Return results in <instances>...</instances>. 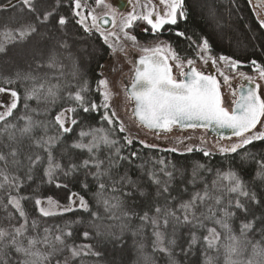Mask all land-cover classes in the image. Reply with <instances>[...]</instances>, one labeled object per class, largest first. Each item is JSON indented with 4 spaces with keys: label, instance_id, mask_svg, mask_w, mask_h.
<instances>
[{
    "label": "trees",
    "instance_id": "1",
    "mask_svg": "<svg viewBox=\"0 0 264 264\" xmlns=\"http://www.w3.org/2000/svg\"><path fill=\"white\" fill-rule=\"evenodd\" d=\"M9 3H12L11 6L5 8L4 5ZM33 4L35 12L24 6L21 0H0V46L4 48L0 51V87L6 91L15 90L20 96L12 115L0 121V153L6 157V160L0 161V184L3 185L0 187V230L9 233L0 241V264H21L26 259L10 244L12 237L16 236L15 228L25 225V219L26 231L16 239L27 247L29 237L42 240L48 235L49 244L37 245L42 252L52 253L45 264H225L224 248H209L203 241V237L208 235L207 229L212 227L220 233L221 245L226 236L219 225L205 219L206 208L213 206L219 218L223 214L221 209L237 198L246 204L249 212L228 208L235 212L228 223L233 234L241 240L239 254L233 259L238 264H246L249 260L253 264H264V256L253 255L254 244L260 242L264 246L259 222L246 236L240 233L242 223L264 216V179L257 175L261 172L258 162L264 161V141H254L235 153L210 150L212 154L205 156L199 150L201 148H193L192 152H173L172 148L160 145L153 138L133 136L129 129L120 132L119 123L108 124L103 120V107L84 112L77 102L70 99L69 93L75 94L85 88L81 94L86 101L98 106L103 103L100 71L111 56V49L104 43L99 31H88L78 23L74 0H33ZM185 8L187 19L178 17L177 24L167 25L162 33L138 32L135 30L137 22L129 29L135 31L141 42L168 41L186 59H196L197 49L188 39L178 37V31H183L197 44L202 38H207L212 55H225L241 61L244 70L253 68L251 60L264 64V28L260 26L252 0H185ZM46 11H52L53 15L41 22ZM61 16L67 20L63 26L58 24ZM29 24L35 25L36 31L22 41L18 38V30ZM9 80L12 83H8ZM41 84L44 88L38 99L25 98L26 89ZM53 86L57 91L54 98L47 95V89ZM66 108H76L71 116L78 123L68 125L72 127L70 133H62L54 119ZM23 117H31L35 124L32 132L25 135L20 133L25 125ZM135 124L154 135L200 132L209 139V143L217 142L220 146L237 138L219 139L201 128L155 133L138 122ZM13 125L15 127H11ZM92 129H104L110 139L118 143L111 146L100 144L91 153L86 148L73 146L80 142L90 143V136L82 138L79 133ZM10 134L15 139H10ZM125 136L133 140L131 145L127 144ZM48 137H58L50 149L44 143ZM38 140L40 144L36 143ZM141 140L156 147H146L140 143ZM116 148L120 149V156L127 159H118ZM12 151L17 154L10 155ZM49 151L53 164L61 166L56 169L52 182L45 175ZM132 152H136V156H132ZM36 156L40 157V162L30 168L29 157L35 159ZM109 159L116 163L109 166ZM84 160H90L88 167L82 166ZM96 160L103 161L99 169L93 166ZM72 164L78 167L72 170ZM230 169L245 182L249 192L256 193L260 204L224 190L219 192L221 205L215 206L214 201L204 204L198 201L195 212L199 220L190 217L191 223L183 222L180 204L189 201L195 193H202L205 187L212 189L217 173ZM97 171L106 174L97 179L94 175ZM169 172L172 174L170 177L167 175ZM153 173L161 181L160 185L153 181ZM4 175L9 177L10 183L4 181ZM125 176L135 181V186L124 181L122 178ZM165 182L168 192L158 195ZM100 183L105 185L103 190L99 188ZM85 184L87 187H84ZM70 193L84 197L87 209L75 207L72 211L44 216L39 211L40 205L35 203L37 199L49 197L63 204L68 203ZM11 197H23L20 203L25 217L20 216L9 202ZM105 200L109 205L118 206H106ZM157 207L164 211L157 213ZM166 211H174L181 220L168 216L165 225ZM145 214L147 220L143 219ZM153 218L157 220L156 224L152 223ZM201 221L204 227L199 226ZM46 228L50 230L47 234L44 231ZM69 231L72 235L65 236L64 233ZM85 231L90 234L88 238L83 235ZM156 232L163 234L162 245L156 243ZM193 233L199 240L189 249ZM56 235L63 236L65 243L56 241ZM173 240L175 243H170ZM73 245H91L92 251L100 255L73 258L69 251V246ZM161 247L167 248L168 252L161 251Z\"/></svg>",
    "mask_w": 264,
    "mask_h": 264
},
{
    "label": "snow or ice",
    "instance_id": "2",
    "mask_svg": "<svg viewBox=\"0 0 264 264\" xmlns=\"http://www.w3.org/2000/svg\"><path fill=\"white\" fill-rule=\"evenodd\" d=\"M24 6H26L30 11L35 12V7L33 0H21ZM139 2V0H138ZM264 3V0H261ZM96 6L104 9L103 23L107 24L111 21L112 26L116 27V17H120V27L119 33L123 37L132 42L133 47H140L141 51L145 53L139 57L137 66L134 69V77L130 86L125 89L126 93L130 98L135 102L133 108V115L138 119L141 126H145L150 130L167 131L170 132L176 126H179L181 129L184 128H212L216 129H230L233 136L240 137L238 143L231 144L228 146H220L219 151L222 153L237 152L238 149L244 148L245 146L252 144L254 141H264V131L257 129V125H260L261 128H264V97L259 94L260 84L256 83L257 77L247 76L245 73L240 72L239 75L248 82L249 86L247 88L241 87L239 96L235 91L232 92L233 100L232 107L229 109L224 106V100L220 91V81L216 79V76L211 74H205L202 71L197 70L195 67V61L193 59H187L186 62L182 60L179 53H177L170 44L160 41L153 46H142L138 44L137 37L130 35L125 29L130 28L134 21L143 20L146 21L148 25L151 26V29L154 33H158L163 29L164 25H175L177 24L178 16L181 19H187V10L185 8V0H156V4L151 2L141 4L142 11L136 13L135 11L129 12L126 16L124 15L122 5L119 2L109 3L107 0H95ZM128 3L131 4V0H128ZM159 5L160 10H157L156 5ZM11 4L4 5V7H9ZM84 5L81 4V0H74V14L79 17L78 23L83 25L86 30L91 31L93 28L100 32L103 37L104 43L112 49L113 54L116 52H126V49L123 44L117 43L120 40V35L116 32H108L105 34V31L102 30L98 24V17L95 14V9L90 10L89 15L91 16V24L85 23L88 19V16L84 15L80 9ZM143 9H146L144 11ZM53 15L52 11H46L43 17V21H47L50 16ZM39 20L40 17L37 16ZM67 23V20L61 16L58 19V24L63 26ZM260 26L264 28V20L260 21ZM36 31V27L33 24H29L22 29L18 30V38L20 40H26L32 33ZM176 35L180 38H186L191 43L195 44L197 52V57L204 63L208 64L211 62L212 65H217V60L223 61L226 65L232 69H236L241 65V61L232 59L231 57L220 55L219 57H214L211 55V45L207 38H202L200 43H196L191 40V37H186L183 31L176 32ZM110 37L113 38L110 41ZM0 51H4V48L0 46ZM169 60L175 61L176 67L181 69L179 75L181 79H177L172 74V65L169 64ZM185 63L188 67V71H183ZM251 66L257 72L258 78L264 81V64L258 63L256 60L250 61ZM115 70V69H114ZM224 77V83H229V77L224 75V73H219ZM19 77V74H17ZM28 79L29 77H23ZM8 83H12L11 80ZM99 85H103L105 91L103 95V103L97 105L94 102L89 103L86 101L85 97L81 94L86 89L81 88L80 91H77L75 94L69 93L70 99L77 102V106L80 107L84 112H89L90 110H97L99 107L105 109L103 120L108 124H113L114 118L118 119L117 114L114 110H111V115H109L108 110L110 109L109 99L111 96L110 91L108 90V81L100 80ZM44 88V85L41 84L38 87L34 86L30 89H26L25 98L26 99H38L40 91ZM6 89L0 87V93H5ZM8 94L10 96V101L6 104L3 101H0V107H5V111L0 112V121H4L6 117L11 116L13 110L18 106L20 99L19 94L15 90H9ZM47 95L50 97H55L57 91L55 86L49 87L47 89ZM27 107V104H25ZM76 108H66L62 110L59 114L55 116V123L58 125L62 133H70L72 127L66 125H76L78 121L72 118L71 113L75 112ZM25 119V125L20 129L21 135L29 134L32 132L35 127L34 122L31 117H23ZM11 127H15L14 125ZM119 131L125 132L126 127L122 121L119 123ZM98 133H104L103 135H98ZM80 137L90 136L91 141L88 144L83 142L73 145L76 148H86L90 153L94 149H97L100 144L105 145H116L118 141L110 139L109 135L105 132L104 129H92L89 132L83 130L79 133ZM10 139H15L14 135L10 134ZM58 137H48L45 144L50 147L55 143ZM124 139L127 141L128 145L133 143V140L129 136H125ZM203 141V138H201ZM183 143V141H180ZM37 144H40L41 141H36ZM141 144H144L146 147H156V145L146 144L145 141L141 140ZM187 152H192L193 147L187 146L185 149ZM203 152L205 156H209L212 153L206 149H199ZM171 151L176 152L178 149L172 148ZM116 156L118 159H127V157L120 156V149H115ZM17 153L12 151L10 155L15 156ZM132 156H136V152L131 153ZM248 155H251L249 153ZM6 160L5 155L0 153V161ZM30 168L40 162V157L36 156L35 159L29 157ZM14 163H19V161H14ZM116 161L109 159V166L115 164ZM163 163V161H160ZM261 167V172L257 173L261 179H264V161L258 162ZM90 160H84L82 162L83 167H88ZM103 161L96 160L94 167L99 169ZM61 166L59 164H53V158L51 152L48 153V168L45 172V175L48 177V181L52 182L54 178V173L56 169H59ZM78 165L72 164L71 169L75 170ZM203 168V165H199ZM68 173L66 172L65 175ZM106 173L97 171L94 175L97 179ZM2 175V173H0ZM167 175L170 177L172 174L169 172ZM195 175V171H194ZM6 183H10L9 177L7 175L3 176ZM129 184L135 186V181H132L129 177L125 176L122 178ZM153 181L160 185L161 181L156 178L155 173L152 174ZM226 182V183H222ZM213 188L209 189L205 187L203 192L195 193L189 201L183 202L180 204L179 209L182 213V219L185 223H191L190 217L193 219L199 220L196 217L195 208L198 206L197 202L204 204L207 201H214L215 206L222 204V196L219 192L226 190L229 193H235L238 197L247 198L250 202L254 204H260V200L257 199L256 193L249 192L245 182L240 178V176L231 169L224 173H217V179L212 182ZM61 185H57L60 187ZM0 187H3L0 184ZM67 187V185H63ZM84 187H87L85 184ZM99 188L103 190L105 185L103 183L99 184ZM168 187L165 182L164 186L158 192V195L161 193H167ZM143 194V193H141ZM131 195V193H128ZM75 198V199H73ZM23 199L17 197H11L10 203L15 207L20 216L25 217L26 214L21 207L20 200ZM79 202V207L82 209H87V202L84 197L79 196L78 193H70L69 195V204L62 208V211L68 212L72 211V205L76 202ZM36 205H41L42 201L37 199L35 201ZM106 206L116 207L118 205H109L107 200L104 201ZM48 208L40 207L39 211L44 216L54 215L53 211L49 209L61 208V205L53 200L51 197L47 199ZM229 207H235L237 210L242 213H248L249 208L245 203H241L240 199H234L229 201L228 207L221 209L222 217H217L216 209L209 205L206 208L207 215L205 219L212 220L215 224L219 225L226 236L224 238V243L221 245V236L217 232L215 227L208 228V235L203 237V241L206 242L209 248L223 247L225 253V264H238L233 257L239 254L241 240L235 234H233L232 228L228 223V220L235 215V212L229 211ZM157 213H161L162 210L160 207L155 209ZM203 215V214H202ZM171 216L177 221L181 220L180 216H177L174 211H166L165 219L163 223L167 225V217ZM143 219L147 220L148 216L145 214ZM259 222L261 233L264 234V216L259 218L253 217V219L248 220L245 223L241 224L240 233L241 236H246L248 232L252 231ZM153 224L157 223V220L153 218ZM27 219H25V225L15 228L16 236H23L26 231ZM35 221H33V227H35ZM200 227H204L203 222H199ZM45 233H49V229L44 230ZM65 236H71L72 233L69 231L64 233ZM85 238L89 237V233L85 231L83 233ZM156 243L157 245L163 244V234L156 232ZM9 236V233L6 231L0 230V241H3L6 237ZM16 236H13L10 240V244L15 246V250L18 253H21L26 259H24L21 264H45L49 260V257L52 253L42 252L37 245L40 243L49 244V237L45 235L42 240L37 239L36 237L28 238V246L25 247L21 243H18ZM55 240L64 244V238L61 235H56ZM199 238L193 233L189 242V249L198 242ZM170 243H175V241H170ZM55 250V249H54ZM161 251L168 252L167 248L161 247ZM69 251L73 258L80 257L82 255H95L99 256V252H93L91 245H79V246H69ZM170 254V253H169ZM253 255L254 256H264V246L257 242L253 245ZM67 264V262H66ZM175 264V262H173ZM246 264H253L252 260L246 262Z\"/></svg>",
    "mask_w": 264,
    "mask_h": 264
},
{
    "label": "rangeland",
    "instance_id": "3",
    "mask_svg": "<svg viewBox=\"0 0 264 264\" xmlns=\"http://www.w3.org/2000/svg\"><path fill=\"white\" fill-rule=\"evenodd\" d=\"M85 1V2H84ZM112 0H107V2L111 3ZM151 2L153 4H156V0H133V6L132 7V11H135L136 13H139L142 11L141 9V4H145ZM81 4L84 5V7L82 9H80V11L88 16V19L85 21V23L87 24H91V16L89 15L90 10L95 9V14L97 15V17L104 15V9L101 7H97L95 0H81ZM156 8L159 9V5H156ZM144 11H146V9H143ZM257 10V14L259 16L260 21L264 20V8H256ZM131 11V12H132ZM129 12H125L124 15L126 16ZM80 19V18H79ZM135 24V30L140 32V31H145V30H152L151 26L148 25L146 23V21L143 20H136L133 22L136 23ZM117 25L116 27L113 28V30H111L110 32H116L117 34L120 35V40L117 43H121L124 45L126 52H116L115 54H113L112 49H111V56L109 57V59H107V61L103 64L102 68H101V80H107L108 81V90L111 93L110 99H109V104H110V109L108 110L109 115H111V110H114L117 114L118 119L114 118V122L113 123H120V121H122L126 127V129H129L130 132L132 131V135H138V136H143V137H147L146 139L149 138H153L154 141L158 142L160 145H163L164 147H170V148H176L179 151L181 150H185L187 146H192L193 148H203L206 149L207 151L210 150H219L220 145L217 142L213 143H209V139L206 138L205 136H203L202 134L199 133H190L187 132L186 134H182V135H176V134H167V133H162L160 135H154L153 133H148L146 131H144L141 127H139L135 120L134 117L132 116L131 112H130V102L127 96L118 92L120 89L125 88V78L128 77L126 74L127 68L129 67V59L127 58V55L130 51H132L134 54H141L143 53L140 49V47H133L132 42L126 40L122 34L119 33V27H120V17H117ZM85 28V27H84ZM92 30H96V29H92ZM125 31H127L130 35H134L136 36V33H134L135 31L130 30L129 28L125 29ZM108 33V32H107ZM105 33V34H107ZM137 37V36H136ZM113 38L110 37V41ZM138 44L142 45V46H152L155 45L157 42H141L137 39ZM212 55V54H211ZM214 57H219V56H215L212 55ZM195 61L196 65H200L201 63H203L198 57L196 59H193ZM211 63V62H210ZM126 66V67H125ZM218 71L224 73V75L229 77V83L225 84L224 87H222L221 92H222V97L225 103V106L228 107L229 109L232 107V100H233V95H232V89L237 87V85L240 83V80H244L239 73L243 72L245 73L247 76H252V77H257L256 79V83L260 84V95H262V97H264V81L260 80L258 78V74L257 72L252 68L249 71L244 70L242 68V66L240 65L238 68L236 69H232L231 67H229L228 65H226L223 61H219L217 60V65H216ZM115 69V70H114ZM100 91L101 93H103L105 91V88L103 85H100ZM103 96V95H102ZM0 101L5 102V104L10 101V96L8 94V91H6L5 93H0ZM103 110H105L103 108ZM5 111V107H0V112ZM105 112V111H104ZM104 115V114H103ZM68 126V125H66ZM257 129L260 131H264V128H261L260 125H257ZM134 132V133H133ZM164 132V131H163ZM173 132V131H172ZM156 133V132H155ZM160 133V132H159ZM153 135V136H152ZM203 138V141L202 139ZM240 140V137L227 142L228 144H224L223 146H228L231 144H235L238 143ZM180 141H183V143H181ZM75 199V198H73ZM55 200V199H53ZM42 203L40 205V207H45L48 208L47 205V199H43L41 200ZM57 201V200H55ZM58 202V201H57ZM61 208H51L49 209L50 211L55 212H63L62 208L64 206H67L69 204L68 203H60ZM75 207H79V202L77 201L75 204L72 205V208Z\"/></svg>",
    "mask_w": 264,
    "mask_h": 264
},
{
    "label": "flooded vegetation",
    "instance_id": "4",
    "mask_svg": "<svg viewBox=\"0 0 264 264\" xmlns=\"http://www.w3.org/2000/svg\"><path fill=\"white\" fill-rule=\"evenodd\" d=\"M114 0L111 1V3H113ZM253 1V0H252ZM254 3V1H253ZM133 6V0H131V4H130V7L127 8L126 10H123V13L125 12H131L132 11V7ZM254 6H255V3H254ZM255 8H258L257 6H255ZM260 8V7H259ZM264 8V7H263ZM157 10H160L157 9ZM102 15V14H101ZM264 15V14H263ZM118 17V16H117ZM117 17H116V22H117ZM179 17V16H178ZM117 25V23H116ZM167 25H164L163 29H161L158 33H162V31L166 28ZM113 30V29H112ZM141 33H154L152 30H145V31H140ZM160 41H164L168 44H170L168 41L166 40H159V41H156L157 43L160 42ZM156 43V44H157ZM171 45V44H170ZM153 46V45H152ZM172 46V45H171ZM173 48V46H172ZM174 49V48H173ZM141 55H145V53H141V54H134L132 51H130L127 55V58L129 59V67L127 68V71H126V74L128 77L125 78L126 82H125V88L123 89H120L118 92L122 93L124 92V95L128 97L129 99V102H130V112L132 114V110L134 108V103L132 101V99L129 97V95L126 93L125 89L128 88L130 86V84L132 83V80H133V76H134V69H135V61H136V58L141 56ZM182 58V60H184L186 62V58L180 56ZM169 64L172 65V74L173 76H175L177 79H181L179 73L181 71V69L177 68L176 67V64H175V61H172V60H169ZM126 67V66H125ZM195 67L197 68V70L199 71H202L204 72L205 74H214L217 78L218 81H220V91L222 89V87H224L225 83H224V77L221 76L219 73L220 71H218L216 65H212L210 62L208 64H204V63H201L200 65H196L195 64ZM183 71L187 72L188 71V67L185 63V67L183 68ZM245 80H240V83L237 85V87L233 88L232 90L236 92L237 94V89L243 84ZM123 91V92H122ZM232 91V92H233ZM260 91V89H259ZM222 94V92H221ZM260 94V93H259ZM262 96V95H261ZM232 105V104H231ZM224 106H225V103H224ZM226 107V106H225ZM231 109V108H230ZM182 130H188V129H181V128H178V127H174L172 129V131H182ZM171 132V131H170ZM208 133V132H207Z\"/></svg>",
    "mask_w": 264,
    "mask_h": 264
},
{
    "label": "water",
    "instance_id": "5",
    "mask_svg": "<svg viewBox=\"0 0 264 264\" xmlns=\"http://www.w3.org/2000/svg\"><path fill=\"white\" fill-rule=\"evenodd\" d=\"M254 3H255V6L257 7H264V3L261 2V0H253ZM16 2V1H14ZM113 2H119L121 5H122V11L123 10H126L127 8L130 7V4L128 3V0H114ZM12 4V3H10ZM103 16L104 15H101L98 17V24L100 26V28L102 30L105 31V33L107 32H110L114 27L112 26V23L111 21H109V23L107 24H104L103 23ZM142 56V55H141ZM140 57V56H139ZM139 57L136 58V61H135V67L137 66V63H138V60H139ZM135 75V74H134ZM211 75H214V74H211ZM215 76V75H214ZM134 77V76H133ZM217 79V78H216ZM131 86V84H130ZM130 86L128 87V89L130 90ZM244 87V88H247L249 86L248 82L245 80L243 82V84L237 89V97L239 96V93L241 91V87ZM130 97V96H129ZM133 101V100H132ZM134 103V106H135V102L133 101ZM132 116L134 117L133 115V110H132ZM134 119L139 123L138 119L134 117ZM140 124V123H139ZM144 128L148 129L147 127L143 126ZM178 128H180L179 126H176ZM201 129H205L207 130L208 134L209 135H212L214 137H218L219 139H229V138H232V137H236V136H233L232 133H231V130L230 129H216V130H213L212 128H202L200 127ZM184 129H193V128H184ZM150 130V129H148ZM150 131H154L156 133H159V132H163V131H159L157 132L156 130H150Z\"/></svg>",
    "mask_w": 264,
    "mask_h": 264
}]
</instances>
